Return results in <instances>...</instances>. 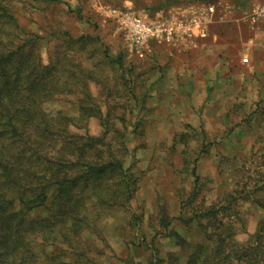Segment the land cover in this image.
I'll list each match as a JSON object with an SVG mask.
<instances>
[{
    "label": "trees",
    "instance_id": "obj_1",
    "mask_svg": "<svg viewBox=\"0 0 264 264\" xmlns=\"http://www.w3.org/2000/svg\"><path fill=\"white\" fill-rule=\"evenodd\" d=\"M28 1L44 5L51 0ZM213 1L185 0L162 10ZM22 2L0 0V264H91L88 254L105 243L101 227L111 212L128 214L127 227L142 231L145 213L133 210L141 176L126 165L130 129L124 114H116L106 102L104 111L99 103L97 89L104 85L99 64L89 68L75 58L92 37L76 39L64 32L57 60L45 64L35 52L39 36L21 26L17 7ZM105 61L117 65L125 86H132L122 54L111 58L105 50L101 63ZM106 96L112 97V91ZM50 104L76 105L78 114L50 112ZM91 119L100 121V136L73 132L86 129ZM190 135H180V142L188 145ZM208 146L203 143L195 151V160L183 158L192 188L181 193L177 217H158L154 236L145 242L151 264L180 262L176 253L160 256V237L190 249L185 264H264V219L246 241H239L235 230L243 220L240 205L264 210V170L258 178L237 180L231 192L206 206L202 193L207 179L197 173V164ZM175 221L195 229L200 240L187 241L172 228Z\"/></svg>",
    "mask_w": 264,
    "mask_h": 264
},
{
    "label": "rangeland",
    "instance_id": "obj_2",
    "mask_svg": "<svg viewBox=\"0 0 264 264\" xmlns=\"http://www.w3.org/2000/svg\"><path fill=\"white\" fill-rule=\"evenodd\" d=\"M182 1L185 0H51L44 5H30L23 0L17 7L21 26L40 38L35 52L45 64L57 60L64 32L76 39L92 37L85 42L87 48L74 56L89 68L99 64L98 74L104 81L97 89L101 93L99 103L104 111L109 106L116 114H124L130 129L127 138L131 154L126 165H133L141 176L133 210L145 213L142 231L127 227L128 214L111 212L101 227L105 243H99L98 250L88 254L91 264H151L152 252L146 247L157 230L158 217H177L181 193L188 194L192 188L193 178L183 171V158L195 160V151L203 143L209 146L207 153L199 156L197 173L207 179L202 193L206 206L231 192L237 180L258 178L264 170L260 166L264 156V79L241 80L232 75L233 70L223 73L219 66L225 59L237 66L244 64L241 47L229 49L225 38L206 39L193 49L152 48L150 55L138 58L108 17L114 7L154 18L176 6L168 10L162 7ZM222 6L219 5L221 11ZM217 29L216 23V33L224 30ZM244 37L245 49L253 48L254 44L249 45L250 40L254 42L252 36ZM105 50L111 58L122 54L126 79L132 86H125L117 65L101 63ZM256 56L261 59L260 54ZM215 68L219 69L217 79L209 77L215 74ZM107 90L112 91V97L106 96ZM106 97L110 100L105 101ZM46 108L53 113L61 109L69 116L78 114L76 105L50 104ZM135 127L136 133L132 131ZM73 132L100 136L103 128L98 119H91L86 129ZM188 133V145L181 143L180 135ZM239 209L243 220L235 224V230L237 239L246 241L264 219V210L251 203L242 204ZM172 228L189 242L200 240L195 229L188 230L180 222L175 221ZM157 244L162 258L176 253L179 264H185L190 254L189 248L176 246L171 238L160 237Z\"/></svg>",
    "mask_w": 264,
    "mask_h": 264
},
{
    "label": "built area",
    "instance_id": "obj_3",
    "mask_svg": "<svg viewBox=\"0 0 264 264\" xmlns=\"http://www.w3.org/2000/svg\"><path fill=\"white\" fill-rule=\"evenodd\" d=\"M217 12L213 3L194 4L186 8H172L154 18L142 16L130 9L111 8L109 19L126 39L128 49L144 58L153 46L186 50L195 40L208 37L207 26ZM255 21H264V5L254 8ZM250 40L249 45H253ZM244 63L248 58L243 59Z\"/></svg>",
    "mask_w": 264,
    "mask_h": 264
},
{
    "label": "crops",
    "instance_id": "obj_4",
    "mask_svg": "<svg viewBox=\"0 0 264 264\" xmlns=\"http://www.w3.org/2000/svg\"><path fill=\"white\" fill-rule=\"evenodd\" d=\"M251 1L252 0H248L244 4H236L224 0L213 1L214 3H212L217 6V12L212 18V22L207 26V40L216 41L218 38H225V42L229 49L241 47L239 50H241L242 61L244 58H248L247 63H239L238 66L230 61H226V59L219 64V66H221L220 68L224 69L223 73H226L228 70H233L232 75H237L241 80H245L249 77H262V79H264V21H255L254 18V8L264 5V3L252 4ZM221 4H223V11L219 10V5L221 6ZM189 6L192 5L179 6L178 8H186ZM216 23L219 25V29L217 30L220 31V29H224L222 30L223 36H221L222 33L215 32ZM228 30L231 32L230 34ZM232 33L234 35L231 38ZM219 34L220 36H218ZM244 35L252 36L254 39L253 48L248 46L247 49H245L246 44H244ZM206 39L195 40V46L199 44V41H205ZM195 46H191L189 49H193ZM257 54L261 55V59L256 56ZM212 70H214V68H212ZM215 70V74L212 73L213 76L210 74L209 77H213L214 79L219 77L217 72L219 69L215 68ZM223 73L221 70V75H223ZM195 79L197 80V78ZM262 94L264 97V88L262 89Z\"/></svg>",
    "mask_w": 264,
    "mask_h": 264
}]
</instances>
